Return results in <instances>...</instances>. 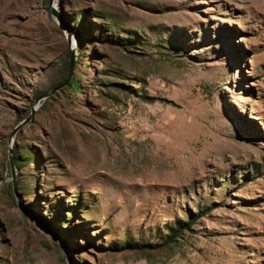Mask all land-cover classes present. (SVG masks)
<instances>
[{
  "label": "rangeland",
  "instance_id": "1",
  "mask_svg": "<svg viewBox=\"0 0 264 264\" xmlns=\"http://www.w3.org/2000/svg\"><path fill=\"white\" fill-rule=\"evenodd\" d=\"M48 4L0 0V264H264V0Z\"/></svg>",
  "mask_w": 264,
  "mask_h": 264
},
{
  "label": "water",
  "instance_id": "2",
  "mask_svg": "<svg viewBox=\"0 0 264 264\" xmlns=\"http://www.w3.org/2000/svg\"><path fill=\"white\" fill-rule=\"evenodd\" d=\"M47 9L48 11L55 17H57V13L56 11L54 10V8L52 7V0H49V4L47 6ZM66 42L67 44L69 45L70 43V39H69V34L67 32L66 34ZM67 61H68V75L70 74L71 72V69H72V66H73V53H72V49L71 47H68V50H67ZM61 85H63L62 83H59L57 85H54L53 87H51L47 92H45L44 94L42 95H39L38 97L34 98V101L32 103V105L30 106V113H29V116L27 118H25L23 121H20L19 123L15 124L10 132V135L15 131V129L22 125V124H25L26 122H28L30 120V117L33 113V111L35 110V108L37 107V104H38V101L41 99V98H44L46 97L48 94H51L52 92H54L55 90H57ZM8 160H9V173L11 175V164H12V160H11V153H10V145H9V141H8Z\"/></svg>",
  "mask_w": 264,
  "mask_h": 264
},
{
  "label": "trees",
  "instance_id": "3",
  "mask_svg": "<svg viewBox=\"0 0 264 264\" xmlns=\"http://www.w3.org/2000/svg\"><path fill=\"white\" fill-rule=\"evenodd\" d=\"M87 28L88 27H86V29L85 28H83L86 32H87ZM69 76V75H68ZM66 77L64 80H63V82H60V83H62L63 85H61V86H64V85H67L68 87L69 86H73V85H75V78L73 77ZM186 226H188V225H186ZM183 228H186L185 226L183 227ZM182 229V228H181ZM180 228H179V230H181ZM179 230H177L176 232L174 231V232H172L171 233V235H175V233H177Z\"/></svg>",
  "mask_w": 264,
  "mask_h": 264
}]
</instances>
